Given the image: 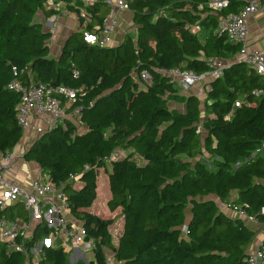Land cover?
I'll return each instance as SVG.
<instances>
[{"label": "trees", "instance_id": "trees-1", "mask_svg": "<svg viewBox=\"0 0 264 264\" xmlns=\"http://www.w3.org/2000/svg\"><path fill=\"white\" fill-rule=\"evenodd\" d=\"M49 1L0 0V153L24 136L14 80L78 90L71 108L80 110V121L66 118L45 131L24 158L65 184L70 213L96 240L97 252L94 260L72 263L71 250L45 241L40 263L110 264L106 248L122 264H247L255 231L210 197L228 202L235 192L234 202L264 221V153L251 157L264 140V77L237 59L241 44L220 29L222 17L246 2L231 0L215 10L206 0H130L136 32L100 47L86 42L84 32L102 24L110 11L105 0H52L80 22L53 57L52 31L35 20L39 11L47 17L61 12ZM211 57L227 63L205 84L203 99L163 72L204 73ZM143 71L150 83L141 79ZM121 150L126 153L112 158ZM101 170L108 175L107 207L123 216L117 239L112 219L86 209L97 198ZM16 208L28 221L21 202L0 211V220H12ZM52 230L49 221L39 222L25 241L27 253L0 241V264H27Z\"/></svg>", "mask_w": 264, "mask_h": 264}, {"label": "built area", "instance_id": "built-area-1", "mask_svg": "<svg viewBox=\"0 0 264 264\" xmlns=\"http://www.w3.org/2000/svg\"><path fill=\"white\" fill-rule=\"evenodd\" d=\"M129 1L105 0L110 11L98 30L84 32V40L100 47L112 46L119 26V14L123 10H130ZM242 1H245L246 4L240 12L230 13L222 17L220 29L227 34L230 41L241 44L237 59L243 60L264 77V49H250L248 45V18L260 10L263 2L262 0ZM87 2H94V0H87ZM230 2L231 0H206L205 5L211 9L221 10L228 7ZM48 26L54 28L55 24L49 21ZM208 62L211 69L204 73L178 68L163 70V72L178 81L183 89H189L199 82H208L223 74L227 63L225 60L211 57L208 58ZM140 77L147 83L152 80L148 71L141 72ZM10 87L20 92V102L17 106L18 121L23 128L24 135L29 129H38L39 137L66 118L80 121V110L71 108L77 98V89L43 82L26 85L18 80H14ZM236 105L239 106L240 103L238 102ZM37 120L42 122L43 127H38ZM262 153H264V140L251 157ZM17 157L14 149L0 153V211L21 202L26 209L29 220L21 217L17 208L13 212L14 218L12 220L3 217L0 220V241L6 242L9 250H20L27 253L25 241L31 237L39 222L47 220L53 226L50 239L60 240L61 244L70 247L69 250L72 252L80 250V248L88 250L97 247L96 240L88 235L82 221L78 218H68L70 209L67 201L68 194L64 190L65 184L58 185L52 182L49 174L41 172L32 181L30 188L27 189L22 187L18 181L6 177L9 168ZM116 157V155L112 156V158ZM72 178L75 180L77 176L72 175ZM228 205L237 211L236 217H240L247 224L255 226V238L248 247V255L245 259L247 264H264V221L249 214L246 209L234 201ZM261 214L264 215V207ZM29 264H41L40 258L37 260L32 258Z\"/></svg>", "mask_w": 264, "mask_h": 264}, {"label": "crops", "instance_id": "crops-1", "mask_svg": "<svg viewBox=\"0 0 264 264\" xmlns=\"http://www.w3.org/2000/svg\"><path fill=\"white\" fill-rule=\"evenodd\" d=\"M82 1L84 2L85 5H89V4L93 5L96 2V0H94V2H90V3L87 2V0H82ZM47 5L49 7H52V6L58 7L61 9V12L58 14H54L50 17H47L45 15L44 11H39L35 17V20L37 22H42L44 24L45 30L52 31V37L49 41L50 54L53 57H59L62 53L63 43H64L66 37L69 36L77 27H80V22L78 20V17L75 14L68 12V10L65 7V4L63 2L55 3L51 0L48 2ZM108 9L110 10V7H108ZM82 15L84 17L88 18L87 13L82 12ZM133 17H134V14L131 10H123L120 12V14H119V26L117 28V32L115 33V42L113 45H118L123 40L125 34L127 32H131L130 31L131 28L135 27L134 32H136L137 27L134 24ZM49 21L54 22V24H55L54 28H50L48 26ZM248 29H249V34H248L249 48L250 49H264V3H262V7L260 8L259 11L253 13L248 18ZM201 83H202L201 89L203 90V88H205V84L207 82L204 81ZM199 91H198V95H200ZM204 92L205 91L203 90V93ZM178 105L179 106L182 105V107L175 106L174 108H177L181 111L185 110V104L179 103ZM37 125H38V127H43L42 122L39 120H37ZM38 135H39L38 129H35V130L29 129L26 132V134L24 135L22 140L14 148V152L17 153L18 157L14 161L12 166L9 168V170L6 174V177L8 179H14V180L18 181L22 185V187L27 188V189L30 188L32 181L38 176V174H40L42 172L41 167L38 163H36L34 161H26L24 158L25 151L33 143V141L35 139H37ZM76 184L79 185V187L81 186V184H79V183H76ZM98 184H99V187L97 189V191H98L97 197H99V199H100L98 206H101L104 203L103 197L106 195L110 196V192L106 193V186H104V188L102 190H100V188H101L100 187V180L98 181ZM108 199H109V197L107 198V201H108ZM107 201H106V208L108 209ZM87 209H89V207ZM90 211L95 212L98 215H100L98 212V208H96L94 210H90ZM110 212L113 213L112 211H110ZM118 212L122 215L121 210L114 211V214H116ZM231 216L235 217V215H231ZM68 218L74 219L75 217L74 216L73 217L68 216ZM112 218L114 219L115 216H113ZM107 219H110V218H107ZM115 224H116V222L114 221L111 225V228ZM122 228H123V226H122ZM51 242H53L52 239H51ZM59 242H60V240H57V244H59ZM103 250H104L103 252L105 253L106 257L108 258L107 249L103 248ZM94 257H95V255H94ZM71 258H72V260L76 259V261L77 260H83L80 258H84V254L81 253L80 250H74V254ZM91 258H93V256ZM86 262H89V261H86Z\"/></svg>", "mask_w": 264, "mask_h": 264}, {"label": "rangeland", "instance_id": "rangeland-1", "mask_svg": "<svg viewBox=\"0 0 264 264\" xmlns=\"http://www.w3.org/2000/svg\"><path fill=\"white\" fill-rule=\"evenodd\" d=\"M130 31L134 33L135 27L131 28ZM201 88H202V83L200 82L197 85H195L193 87H190L189 89H184V92L198 95V91ZM201 90L199 92H200V96H202V99H203V96H204V93H205V92L203 93V90L205 91V88H203L202 91ZM178 104L179 103L176 102V101H171L170 102V107L173 108L175 106H179ZM179 107H182V105H180ZM125 153H126V151H125ZM125 153H124V151L121 150V152L117 155V157L118 156H123ZM99 180H100V187H101L100 190H102L104 188V186H106V193H109L108 175H107V173L104 170H101L100 175L98 177V181ZM108 197H109V195L108 196L106 195V196L103 197L104 203L101 206H98L100 199H99V197H97L96 199L93 200V202H92V204H91V206L89 207L88 210H94V209L98 208V212L103 218H110V219L113 220V222L115 221L116 224L111 229H112V232H113V235H114L115 239H117L119 234H120V232H121L122 226H123V216L119 212L116 213V214H114V212L111 213L106 208V201H107ZM210 197L215 199L217 201L218 205L221 207V209L223 211H225L227 214H229V215H237L238 214L236 210L232 209L228 205V203H230V202L235 200V198H236V193L235 192L232 193V196L229 199L228 203H227V201H223V200H221L220 198H218L215 195H211ZM68 216L69 217L72 216L70 212H69ZM113 216H115L114 219L112 218ZM248 226H250L251 229L255 230L254 229L255 226H252V224H248ZM45 241H48L51 244L57 245V240H52L53 242H51L50 237L43 238V240L38 244V246L31 251L32 254H33V258H35L36 260H37V258H40L41 247H42V244L45 243ZM252 243H253V241H252ZM67 248L70 249V247H68V246H67ZM80 252L84 254V258H80V259H83L85 261H90L91 259L94 260V255L96 254L97 250H96V247L92 248V249H88V250H84V249L80 248ZM73 254H74V251L73 252L71 251V257L73 256ZM107 255H108V261L110 262V264H121L120 262H117L115 260V258L113 256V252L110 249H107ZM92 256H93V258H91ZM72 262L74 263V261H72ZM27 264H29V262H27Z\"/></svg>", "mask_w": 264, "mask_h": 264}, {"label": "water", "instance_id": "water-1", "mask_svg": "<svg viewBox=\"0 0 264 264\" xmlns=\"http://www.w3.org/2000/svg\"><path fill=\"white\" fill-rule=\"evenodd\" d=\"M72 261H74V263H75V262H76V259H73V260H72V258H71V262H72Z\"/></svg>", "mask_w": 264, "mask_h": 264}]
</instances>
